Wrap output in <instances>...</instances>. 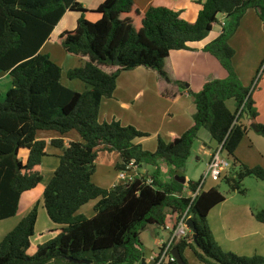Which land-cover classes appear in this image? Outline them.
I'll return each instance as SVG.
<instances>
[{"label": "trees", "instance_id": "trees-1", "mask_svg": "<svg viewBox=\"0 0 264 264\" xmlns=\"http://www.w3.org/2000/svg\"><path fill=\"white\" fill-rule=\"evenodd\" d=\"M249 10L264 23V0H207L195 23L166 7L143 12L134 0H105L95 11L85 9L79 0H0V71L12 80L6 95L0 93V221L15 217L23 194L43 182L40 168L48 156V144L38 139L39 132L62 136L76 132L82 140L68 146L62 138L50 142L62 155L44 191L43 205L49 219L63 228L30 254L39 218L37 204L1 242L0 264H142L143 231L151 225L167 227L174 217L176 226L185 214L195 222L197 236L189 229L173 248L180 250L186 264H190L187 251L201 264H264L262 256L225 252L216 241L208 215L226 200L217 188L205 191L202 187L193 200L183 194L185 190L197 193L201 179L190 180L186 187L175 178L192 156L200 131L206 129L218 146L224 145L233 164L221 179L231 192L246 195L243 182L247 178L264 181L263 167L251 168L236 156L252 125L264 136V125L257 123L254 90L240 79L230 44ZM70 11L81 16L76 29L64 32L59 42L68 56L83 64L69 70L67 78L85 83L84 92L65 87L62 67L41 53ZM90 12L99 14L100 19L88 20ZM223 15L221 34L203 51L220 63L227 76L207 80L197 93L189 91L196 106L189 130L169 143L159 138L157 150L150 152L135 143L148 134L117 120L99 121L101 104L113 98L122 73L144 68L167 79L165 63L171 53L192 51L191 44L204 41L215 25L222 24ZM176 84L186 89L187 84ZM230 100L235 101V112L227 106ZM243 118L247 125L241 122ZM23 150L29 151L26 163L19 158ZM103 150L120 154L117 172L131 163L151 167L153 172L130 184L101 188L92 178ZM161 162L169 167L167 182L160 179ZM149 177L152 185L146 183ZM92 201H98L92 218L77 214ZM253 215L264 225V209Z\"/></svg>", "mask_w": 264, "mask_h": 264}, {"label": "crops", "instance_id": "crops-1", "mask_svg": "<svg viewBox=\"0 0 264 264\" xmlns=\"http://www.w3.org/2000/svg\"><path fill=\"white\" fill-rule=\"evenodd\" d=\"M104 1L105 0H79L84 8L89 11H95L102 3H104ZM134 1L143 12H147L153 7H166L180 12L182 18L185 21L189 23H195L203 9V5L207 0ZM80 16L81 15L77 12H67L53 31L51 40L48 41L41 49L42 54L49 55L50 57V54L45 53V49L48 46H55L59 50H62L64 53L63 59L66 61V67L63 65L60 66L62 67L63 72L66 73L71 69L83 66V64L79 60L76 61L75 58L70 57L65 53L60 45L59 39L64 32L73 31L76 29ZM86 17L88 20L96 22L101 16L97 13L90 12L86 15ZM224 20V15L220 16L221 23ZM221 31L222 24H217L214 26L213 31L204 41L191 44L192 51L172 52L165 63V73L167 74V79H164L162 74L149 71L144 68L122 73L117 81V89L113 98L105 99L101 104L99 121L101 123H110L113 120H117L120 121L123 126H133L137 130L148 134V137L137 139L135 143L142 145L145 150L150 152H155L157 150L159 138H166L170 142L173 138L183 135L194 125V114L196 113L194 99L189 94V91L197 93L201 91L204 83L207 80L214 78L224 79L227 76L226 71L222 68L220 63L214 57L206 54L203 51L206 45L219 37ZM230 44L236 51L234 57L235 69L244 85L248 86V79L243 76L241 71V68L244 66L243 62L237 58L239 51L242 52L241 56L244 58V64H251L249 70H252L254 65L258 66L264 57V23L254 10H249L247 12L241 22L238 32L231 39ZM251 57H253V60L250 62L247 61ZM241 65L243 66L241 67ZM263 77L261 78V88L257 92L254 91L253 93L255 106L259 110V115L257 117L258 124H264ZM61 81H63V75ZM76 81L79 80H69L67 84H64V82L62 84L65 87L78 92H84L87 90V85L85 83ZM176 82H183L187 84L186 89H181L176 84ZM10 84H12L10 75L0 71V86L2 88H8ZM165 92L168 93L167 96L164 95ZM232 101L233 100L228 101L227 106L231 112H235L236 105L234 106ZM157 108H159L158 112L156 111ZM115 109L121 111V113L117 112ZM124 113L128 114L129 116L131 115L132 121H125V119L121 116V114ZM241 122L245 125L248 124L247 118H243ZM252 131L253 129L250 127L245 139L242 141L241 145L236 151V156L245 165L251 168L253 166H263L264 168V142L260 140L261 138L255 136L258 132H255L253 135ZM51 132H39L38 134V139L45 140L48 144L46 149L47 154L48 148L52 147L50 142L54 139L62 138L66 146H68L71 142L82 141L79 134L76 132H71L64 136L57 132H53L54 134L50 138H46V133ZM211 139L207 134H202L200 131L192 151V155H195L197 162H201L203 158L207 159V168L212 154L218 148L216 142ZM250 151L252 153L257 151L260 158H262L257 162L263 163H251L255 161H251L254 159H247L249 158L248 156H250L248 155ZM53 154H55L54 156L60 163L59 156L62 155V151L58 150V152H54ZM245 155H247L246 159L244 158ZM28 157L29 151L27 150H23L19 154V158L24 163L27 162ZM98 160H101L103 165L111 167V171H108L109 177L102 181L96 179L98 172L95 171L92 180L101 188L112 189L120 183L116 166L122 162L121 156L117 152L103 150L99 153ZM162 163L163 162H161V164ZM57 168L58 165H54V172H56ZM141 168L142 172L145 174L153 172V169L151 167H146V165ZM112 169L115 172L114 175L112 174ZM167 169L169 171V168ZM104 176L105 175L102 177ZM177 177L180 176L178 175L175 178ZM186 178L189 182V178ZM261 182L264 183V181ZM206 183L204 184L203 189L205 188ZM42 185L43 184H40L34 190L23 194L20 201V207L26 208L27 215L37 204L43 206L41 214L39 213L35 234L37 228L39 227L40 215L42 217V225L45 229L40 233V241L34 243L33 238L35 236L32 238L33 249L30 251V254H34V248L37 246L54 239L59 234V231L63 228L60 225L54 224L48 216V218H46L48 220H45L43 196L48 184ZM184 185L188 187L187 184ZM212 188H215V186L212 185L208 189L204 190L208 191ZM185 193L187 195L190 194L188 190H185ZM232 195L234 196H228L223 203L216 206L208 215V223L216 241L225 252H234L238 255L248 257L254 255L264 257V225L257 222L253 215L255 211L263 209V207H261L262 205H258L257 203L248 200L249 198L247 193L246 195H243L245 200L241 201L235 200V195L241 194L234 193ZM83 209L85 208L82 207L77 214L86 216L88 218H92L95 215L94 208L92 211L94 215L93 213L91 215H87V213L83 212ZM174 218L176 219V217ZM12 219H14V217L0 221V244L5 236L10 233L17 224L16 222H10ZM173 223V219L172 221L169 220L166 228L169 229L168 227H170ZM152 227L157 229L154 231L156 237L153 243V246L156 248L152 249V246L151 252L149 249L150 253L148 257L145 252L144 258L146 260V264H153L150 261V258L158 253V250L168 237V232L166 230H163L157 225H151L148 228L152 229ZM46 234L48 235L49 239L48 237L44 236ZM143 235L144 234L142 233L141 240L144 245V250H146L148 253V247L145 240L143 239ZM188 252L190 251H187L186 253L188 254Z\"/></svg>", "mask_w": 264, "mask_h": 264}, {"label": "rangeland", "instance_id": "rangeland-1", "mask_svg": "<svg viewBox=\"0 0 264 264\" xmlns=\"http://www.w3.org/2000/svg\"><path fill=\"white\" fill-rule=\"evenodd\" d=\"M45 53L50 54L51 55V59L55 63H57L58 65H61V66L63 65V66L66 67V61H64V59H63V56H64L63 54L64 53L62 52V50H59L55 46L54 47L53 46H48L45 49ZM235 53H236V51H235ZM241 53L242 52L239 51L237 58H239L243 62V65H244V66L241 65V67L243 66V68H241V71L243 73V76L248 79L247 80V82H248L247 85L248 86H246V85L245 86L246 87H251L252 91L254 90V91L257 92L261 88L260 85H261V80L262 79H260V78L262 77V75L264 76V73H263L264 72V64H263L264 63V57H263V60L261 61V63L258 66L254 65V68H252V70H249V68L251 67V64H244L245 61H244V58H242ZM75 60L78 61V59H75ZM252 60H253V57H251L247 61L250 62ZM78 64H80V63H78ZM249 78H251V79H249ZM63 82H64V84H67V82H69L66 72H63V81H62V83ZM76 82H82V81H76ZM11 85L12 84H10V86H8V88H2L0 86V93L2 94V96H5L6 93L12 88ZM232 102H233V104L235 106L236 105L235 101L233 100ZM158 109L159 108L156 109L157 112H158ZM116 111L121 113V111H118V110H116ZM258 113H259V110H258ZM121 116L125 119V121H132L131 115L129 116L128 114L124 113V114H121ZM261 125H264V124H261ZM201 132H202V134L203 133L207 134L210 137V139H211V136H210V133H209L208 130L202 129ZM255 132H256V130L253 129L252 134L254 135ZM53 134H54L53 132L46 133V138H50ZM256 134L257 135H255V136H258V138H261L260 140H262V142H264V136L262 134H260V132H258ZM162 139L166 143H169V141L166 138H162ZM54 152H58V150L55 149V148L49 147L48 148V156L43 159L42 168H41V172H42L43 177H44V179H43L44 183L43 182L41 183L43 185L49 184L50 181L52 180V178L54 176V173H55L54 172V165H58L59 166V161L54 156L55 155V154H53ZM253 153L251 151L248 153V155H250V156H248L249 158H247V159H254V160H251V161H255V162H251V163H256L257 161H260L262 159V158H260L259 153L257 151H254ZM246 157H247V155H245L244 158L246 159ZM257 163H263V162H257ZM95 168H96V171L98 172L97 177H96L97 180H101L102 181V180H105L106 178L109 177L108 171L109 170L111 171V167H108L107 165H103L102 161L98 160V158H97V160L95 162ZM167 168H169L168 165L163 164V163L161 164V176H160V179L162 181H164V182H167L168 181V177H169ZM207 170H208V168H207V159L203 158L201 162H197L196 158H195V155H192L190 157L185 169L182 170L178 175L180 177H188L189 181L191 180V181H194V182H198V181H200L202 176H204V174H205V172H207ZM150 171H151V169H150ZM149 173H151V172H149ZM112 174L113 175L115 174L114 170L112 171ZM103 175H105V176L102 177ZM212 185H214L215 188H217L226 198L228 196L229 197L230 196H234V195H232V194H234V192H231L229 185L225 181H223V180H219V181L208 180L204 189L206 190ZM243 187L247 191V194H248L247 196L249 198L248 200H251V201L257 203L258 205H262L261 207H263V209H264V183H262L261 181L255 179V178H247L243 182ZM183 195L184 196H191V194L187 195L186 193H184ZM235 196H236L235 200H238V201L245 200L244 199L245 197L243 195H235ZM97 204H98V201H92V202L88 203L87 205L84 206L85 209H83V212L87 213V215H91L93 213L92 212L93 208L95 209ZM42 208H43V206L41 205L39 207V209H40L39 213L40 214L42 212L41 211ZM26 213H27V210H26L25 207H20L19 208V211H18L17 215L14 217V219H12V221H10V222H14V223L16 222L17 223L14 227L19 225V223L26 217V215H27ZM44 214H45L44 215L45 216V220H48V219H46V218H48L46 210L44 211ZM93 215H94V213H93ZM172 219L174 221L175 218H172ZM172 219H170V221H172ZM173 224L171 226H173ZM148 227H150V226H148ZM148 227L143 231V234H144L143 235V239L145 240V242L147 244V247H148V253H147L146 250H144V253L146 252L147 257L149 256V253L152 251L151 248L153 246V243H154L155 237H156V234L154 233V231L157 230L155 227H152V229H149ZM44 229L45 228L42 225V217L40 215L39 227L37 228L35 237L33 238L34 243H37L38 241H40V235H41L40 233ZM0 231H1V227H0ZM44 236L48 237L47 234L44 235ZM48 239H49V237H48ZM155 248L156 247L153 246L152 249H155ZM149 249H150V252H149ZM185 256L188 259L190 264H201L191 252H188V254L186 253ZM51 264H56V263L52 262Z\"/></svg>", "mask_w": 264, "mask_h": 264}, {"label": "built area", "instance_id": "built-area-1", "mask_svg": "<svg viewBox=\"0 0 264 264\" xmlns=\"http://www.w3.org/2000/svg\"><path fill=\"white\" fill-rule=\"evenodd\" d=\"M224 18H226L224 16ZM225 25V20L222 22V26ZM224 145H219L218 148L212 154L211 160L208 165V170L201 178V185L198 188L197 193L191 194L193 200L197 197L202 187L208 180L219 181L225 175H227L233 167L232 162L224 155ZM146 174L142 172V168L131 163L126 167L125 170L118 173L119 184H130L135 180L144 177ZM146 183L148 185L153 184L152 178H147ZM187 214L179 219L178 224L175 226L168 227V237L163 242L162 246L158 250V253L150 258L153 264H167L169 262H177L175 257L172 256L171 252L174 249L173 245L180 239L186 237L189 233L187 227Z\"/></svg>", "mask_w": 264, "mask_h": 264}, {"label": "water", "instance_id": "water-1", "mask_svg": "<svg viewBox=\"0 0 264 264\" xmlns=\"http://www.w3.org/2000/svg\"><path fill=\"white\" fill-rule=\"evenodd\" d=\"M117 64H120V63L118 62ZM251 128L256 130V132H260L256 125H252ZM176 179H178L180 182L188 185V180H187L186 177H177ZM157 226H159V225H157ZM187 227L193 232V234L195 235V238H196V236H197L196 235L197 234V226H196L195 222L192 219H188L187 220ZM161 228L163 230H166L167 232H169V230L166 227H161ZM171 254H172L173 257H175V259H176L178 264H186V262L184 261L182 255L180 253V250L178 248H174L172 250ZM75 263H77V264H92V261H75ZM142 264H146L145 258L142 260Z\"/></svg>", "mask_w": 264, "mask_h": 264}]
</instances>
